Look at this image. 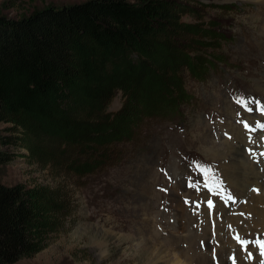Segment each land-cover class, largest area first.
I'll return each instance as SVG.
<instances>
[{
    "label": "rangeland",
    "instance_id": "1",
    "mask_svg": "<svg viewBox=\"0 0 264 264\" xmlns=\"http://www.w3.org/2000/svg\"><path fill=\"white\" fill-rule=\"evenodd\" d=\"M83 1L86 0H0V16L23 18L48 6ZM173 7L166 31L171 36L179 22L213 28L220 35L219 39H212L214 45L209 48L216 70L210 76L195 72L188 75L184 82L191 101L182 103L180 114L160 122L146 119L144 112L148 105L169 99L170 88L162 87L158 76L140 65L128 72L126 79L114 73L113 83L132 86L129 90L135 88L137 108L124 133L130 139L124 142L121 153L107 159V165L82 176L75 173L80 165L76 159L79 150L92 156L89 161L92 164L97 154L109 146L85 142L81 147L73 135L59 129L46 133L24 130V141L15 149V158L0 166V182L6 185L24 182L43 194L39 208L44 216L43 247L12 264H177L178 259V264H229L213 254L219 238L233 248L236 258H242L229 234L251 233L246 240L256 234L244 229L241 222L238 225L237 215H242L240 205H234L238 208L233 215L220 204L217 210L213 202L211 210L222 217L216 219L214 232L210 230L208 207L187 206L184 200L189 196L191 200H200L205 194L218 202L221 195L231 194L221 186L233 188L236 193L229 172L238 160L223 164L217 155L206 153L201 143L204 135L210 136L211 141L213 136L217 142L232 137L233 129L248 121L245 104L249 107L256 101L264 106V93L255 85L256 80L264 82V53L256 40L260 39L258 29L264 5L255 0H176ZM202 20H213L215 26H204ZM200 39L210 41L204 36ZM103 93L104 96H93L88 90L86 97L73 96L74 105L67 109L72 120L91 118L95 111L86 112L89 107H85L100 105L106 99L109 111H116L126 98L121 89L113 91L112 87ZM257 114L251 112L255 119L252 126L261 131ZM258 119L264 123V118ZM228 122L234 126L232 130ZM7 126L0 123V131ZM206 168H211L215 178L214 182L207 180V187ZM192 178L201 180L202 193L194 190ZM187 184L191 186L188 188ZM210 235L217 237L210 240L203 253L202 246L209 244ZM146 243L150 246L146 247ZM155 249L162 251V258Z\"/></svg>",
    "mask_w": 264,
    "mask_h": 264
},
{
    "label": "trees",
    "instance_id": "2",
    "mask_svg": "<svg viewBox=\"0 0 264 264\" xmlns=\"http://www.w3.org/2000/svg\"><path fill=\"white\" fill-rule=\"evenodd\" d=\"M175 2L86 0L48 6L23 18L0 16V123L9 125L0 131V166L15 158L24 130L46 133L58 129L73 135L81 147L85 142L109 146L92 164V156L79 150L77 175L107 165V159L121 153L130 139L124 135L125 125L133 120L137 108L135 88L113 83L112 77L117 73L126 79L136 65L149 68L162 87L170 88V98L148 105L145 118L160 122L180 114L182 103L192 99L185 78L193 72L210 76L216 70L209 48L220 35L192 22H179L173 36L166 33ZM201 24L215 26L213 20ZM111 87L126 96L120 109L109 111L106 99L85 107H89L86 112L95 111L91 118L72 120L67 109L74 105L73 96L86 97L88 90L93 96H104ZM64 124L71 128L65 129ZM42 199L39 189L24 182H0V264H12L43 247Z\"/></svg>",
    "mask_w": 264,
    "mask_h": 264
},
{
    "label": "bare ground",
    "instance_id": "3",
    "mask_svg": "<svg viewBox=\"0 0 264 264\" xmlns=\"http://www.w3.org/2000/svg\"><path fill=\"white\" fill-rule=\"evenodd\" d=\"M255 1L257 3L264 5V0H255ZM261 9L263 11L262 13H264V7ZM259 22H260V24H259L260 28L258 29V32H259L258 34L260 35V39L256 38V40L260 46L259 49L264 53V41L261 39V37L264 38V14L262 16H260ZM263 83L264 82L261 81V79L255 81V85H256L258 91L264 93V84ZM228 110H229L228 115L231 116V111H230L229 107H228ZM228 125L230 126V128L232 130V128L234 126H232L230 122H228ZM232 132H233L234 136L231 140L223 139V140H221V142L215 141L213 136H211L212 140H213V141H211L210 136L204 135L202 137V140H204V141L201 144H202V147L206 153H213L214 155H217L218 157H220V160L222 161L223 164L230 163L231 160H234V162H236L238 160V162H236L235 165L232 167L233 169L229 172L230 179H231L232 183L234 182V185L236 187V193L235 194L239 198L238 200H242V202H243L242 204H240V210H239V212L241 211L242 215H239V214L237 215V223H238V225L242 224L241 226H243L244 229H247V230L255 233L256 234L255 236L257 239L262 238L264 236V177L262 176L261 172L259 171L258 166L256 164H254L250 160V157L246 154L245 147H253V145H252L253 143H255L254 147H256L257 144L264 142L263 137L255 136L253 138H250L245 133V131L243 129H241V127L234 128ZM240 133H242V134H240ZM214 142L218 145V147L214 144ZM225 171H227V170H225ZM226 173H228V172H226ZM252 187H255L256 190L253 191L251 189ZM207 219H208V217H207ZM203 226L205 228V225H203ZM249 234H251V233H249ZM217 236H218V233H217ZM217 236H211L210 235V238L208 241L209 244L205 243L202 246V252L203 253L206 251V248L208 246H210V244H211L210 240L212 239V241H214L215 237H217ZM229 236L235 242V244L238 246V248H240L241 245L238 243L236 237L239 236L241 239H243L242 237L245 235L236 234L235 236H233V234H231V235L229 234ZM215 242H217V245L214 246L213 254L214 255L216 254V257L221 261H228L229 255L230 256L233 255V248L231 246L227 245L223 238H219ZM144 245L146 247L150 246L148 243H146ZM242 249H243V251H245L244 248H242ZM156 251H157V256L162 258V256H163L162 251H160L159 249ZM223 254L225 255V257H223ZM241 255H242V258L239 259V256H237L238 258H236V259H238L237 264H250L249 262H247L244 259V257H243L244 254L241 253ZM178 262H179V259L177 260V264H178Z\"/></svg>",
    "mask_w": 264,
    "mask_h": 264
},
{
    "label": "snow or ice",
    "instance_id": "4",
    "mask_svg": "<svg viewBox=\"0 0 264 264\" xmlns=\"http://www.w3.org/2000/svg\"><path fill=\"white\" fill-rule=\"evenodd\" d=\"M245 107L247 108V110L249 112L252 111V108L251 107H248L247 104H245ZM259 110L261 111V113H264V106H261ZM257 123H258L259 128L261 130H264V123H260V122H257ZM244 127L247 128V129H249V131H256V128H252L248 124L247 121H244ZM246 151L251 152V149H246ZM197 166L198 167H201L200 165H197ZM205 171H206V169H205ZM189 186H191V184ZM207 186H208V184H207V177L205 176V187H207ZM228 200L229 201H232V202H235L232 194H229ZM207 204H208L209 209L213 208V202L211 200H209L207 202ZM236 239H237L238 243L244 248V250L246 252H247V246L249 244H255V245H257L260 248V255L262 257H264V241L259 240V239L254 240V241H249V240H246V239H241L239 236H237ZM248 256L251 257V253L250 252H248ZM229 258L233 261V264H234L236 257L234 255H231ZM262 264H264V262H262Z\"/></svg>",
    "mask_w": 264,
    "mask_h": 264
}]
</instances>
